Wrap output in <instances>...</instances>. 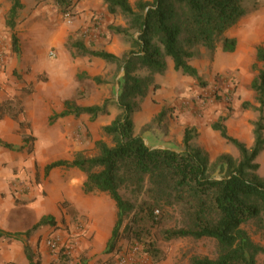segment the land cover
Wrapping results in <instances>:
<instances>
[{
	"label": "rangeland",
	"instance_id": "1",
	"mask_svg": "<svg viewBox=\"0 0 264 264\" xmlns=\"http://www.w3.org/2000/svg\"><path fill=\"white\" fill-rule=\"evenodd\" d=\"M118 25L127 26V19L120 13L111 14L103 0L101 4L79 0L72 15L64 14L54 0H35L34 6L24 4L16 29L7 27L0 33V105L5 104L8 109L22 106L24 111L20 115L23 125L13 135L9 122L18 121L10 115L0 121V231L6 233L0 237V255L1 243L7 242L10 250L13 243L30 244L24 231L46 215L43 206L51 199L58 201L54 214H50L56 219L55 230L67 239L75 235L70 229L79 220H89V226V217L94 222L98 216L95 231L86 228L81 237L90 247H94L95 237H100L101 243L109 241L111 227H106V222L112 218L113 226L116 221L112 199L105 193L81 191L84 182L81 175L85 174L79 169L57 168L46 175L45 166L60 159L73 160L79 152L91 158L98 152V141L111 142L103 128L120 113L116 104L122 71L104 60L101 66V60L84 56L73 45L80 42L96 51L108 48L122 56L131 50V43L111 30V26ZM13 34L19 40L18 51L13 48ZM226 36L237 40L235 52L224 51L221 44L212 58L205 53L204 57L191 61L199 71L201 82L175 70L172 59L168 58L166 73L156 75V87L150 88L133 117L135 132L143 136L147 145L181 152L186 127H196L198 136L194 142L212 161L221 154L239 158V150L212 128L213 123L223 120L231 136L253 147L260 113L251 84L256 75L257 48L264 47V0H260L257 11L241 19ZM108 98L113 101L109 114L100 115L95 121L83 115L61 118L53 125L49 122L53 113L62 111L67 100L90 106L102 104ZM26 137L31 141L24 146ZM257 162L261 166L259 175L264 178V151ZM70 197H81L84 207L93 211L91 216L77 213ZM165 222V226H171L175 221L170 215ZM46 227L39 229L40 232ZM48 232L43 234V245ZM254 238L264 245L259 236ZM156 239L167 255L164 264H186L184 261L191 252L211 257L216 253L213 241L195 244L186 239L170 242L162 241L160 236ZM120 245L121 249L131 248L126 241ZM139 246L136 261L129 264L148 261L153 264L151 259H143L145 249ZM85 253L83 249L77 261L87 259ZM112 260L116 263V258ZM258 264H264V255L258 257Z\"/></svg>",
	"mask_w": 264,
	"mask_h": 264
},
{
	"label": "trees",
	"instance_id": "2",
	"mask_svg": "<svg viewBox=\"0 0 264 264\" xmlns=\"http://www.w3.org/2000/svg\"><path fill=\"white\" fill-rule=\"evenodd\" d=\"M7 1L11 8L6 15V26L14 29L24 4L22 0ZM54 1L64 14L72 15L79 0ZM103 2L111 14L120 13L127 19V26H111V30L129 39L131 50L117 56L106 50H91L80 42L73 47L84 56L100 58L122 71L116 104L120 113L103 128L111 142L98 141V152L91 158L79 152L73 160L49 163L45 174L57 168L79 169L86 176L82 186L85 194L100 192L112 199L116 221L106 253L115 255L121 250V242L126 241L130 247L142 245L145 256L159 263L167 258L156 239L160 236L164 242L186 239L195 244L215 243L214 257L191 252L184 261L186 264H258V257L264 255V245L254 238L259 236L264 240V178L259 175L261 166L257 162L264 151V47L257 48L256 75L251 84L260 113L253 147L231 136L223 120L212 124L215 131L239 150V158L221 154L212 161L194 142L198 136L196 127H186L181 152L153 148L143 136L136 134L133 117L150 88L156 87V75L166 73L168 58L172 59L175 70L201 82L192 60L204 57L205 53L212 58L221 44L224 51L235 52L237 40L226 33L257 11L260 0ZM12 42L18 51L16 34ZM112 102L108 98L102 104L80 106L67 100L63 110L53 113L49 122L53 125L58 119L83 115L95 121L100 115L109 114ZM23 112L22 106L8 109L5 104L0 105V121L10 115L22 127ZM30 141V137L24 138V146ZM3 144L13 148L9 143ZM170 215L175 222L165 226ZM55 223L54 217L44 216L24 235L29 240L40 227ZM5 234L0 231V237ZM25 250L30 263L35 264L29 243ZM112 259L113 256L104 264H113ZM73 261L65 255L59 262L54 260L57 264Z\"/></svg>",
	"mask_w": 264,
	"mask_h": 264
},
{
	"label": "crops",
	"instance_id": "3",
	"mask_svg": "<svg viewBox=\"0 0 264 264\" xmlns=\"http://www.w3.org/2000/svg\"><path fill=\"white\" fill-rule=\"evenodd\" d=\"M130 1L132 2L133 0H130ZM22 2H23V4H27V5L32 3L33 6L35 4V0H22ZM95 2H97L98 4H101V0H95ZM10 8H11V3L9 1L0 0V33H3L4 30L7 29L6 20L5 19H6V15H7L8 11L10 10ZM27 22H30V21H26L25 23H27ZM107 51L111 52V53L114 52V51L113 52L110 51V49L108 50V48H107ZM95 59L101 60L100 61L101 62V66H103L105 64L102 59L96 58V57H95ZM101 74H103V70L101 71ZM9 130H10L11 135H13L12 132H18L20 130V124L18 122H15V121L9 122ZM81 176H82V178H84V181H85V175L82 174ZM82 186H83V184H82ZM80 189H81V191H83L82 188H80ZM70 200H71L72 203H74V206H76L75 207V208H77L76 212L79 213L81 216H85V214L89 215V214L93 213L92 210H88V209H86L84 207V205L81 203V197H78V198L70 197ZM46 203H47V205L43 206L45 211H47L45 216H50V214H54V209L57 208L56 206H57L58 201L56 199H51V200L46 201ZM95 212L98 213L97 211H95ZM100 214H101V212H100ZM89 216H91V215H89ZM43 217L44 216H42L41 219ZM89 218H90V221H91L89 226H87L89 220L87 222L86 220H82L81 219V220H79V223H77L76 225L72 226V228L70 229L72 231L71 233L77 235L78 238H79V241H80V246L81 247L79 246V248H80L79 250L80 251L77 252V255L79 253L82 254L83 249H85V252H86L85 255H87L88 258L87 259L80 258L79 257L80 254H79L78 257L81 260L77 261V259H74L75 261L71 262L70 264H104L107 261H109V259L112 256H113V258H116V254L114 255V253H106L107 243L109 242L108 239H107V241L105 243H101V239H99L100 237H95V242L93 243L94 247H90V243L89 242L83 241L84 238L81 237L83 235V233L86 232L88 229L90 231H93V230L95 231L96 226H97L96 223L98 221V216L94 217V219H95L94 222H93V219L91 217H89ZM99 219L101 220V215L99 216ZM112 220L113 219L110 218L106 222L107 223L106 227H108V226L111 227L110 238H111V235H112V230H113L114 225H115V220H114V224L112 226V224L110 222ZM55 221H56V219H55ZM100 223H99V225H100L99 228H101V224ZM55 225H56V223L55 224H51V225H46L48 227L42 226V227H46V228H44V230L41 231V232H40L39 229H41L42 227H40L32 235V237L29 240H27V241L30 242L29 245H30V247L33 250L34 255H35V257H34V263L35 264H57L56 262H54L50 251L46 248V246L44 247L43 241H42V244H39L40 241H41L40 240L41 238H42V240H44L43 239V234L45 232L49 231L50 233L48 232L49 233L48 235H50L53 231H55V229H56ZM58 225H60V224H58ZM86 228H88V229L86 230ZM24 232H26V231H24ZM97 240H99V241L97 242ZM7 245H8L7 242L1 243L2 251H1V255H0V264H31L30 260L27 257V254H26V250H25V247H26L25 245L26 244L21 243V242L13 243L14 247H13L12 250H10V248L7 247ZM113 264H115V263H113ZM146 264H152V263L148 261V263H146ZM153 264H164V261L159 262V263H153Z\"/></svg>",
	"mask_w": 264,
	"mask_h": 264
},
{
	"label": "built area",
	"instance_id": "4",
	"mask_svg": "<svg viewBox=\"0 0 264 264\" xmlns=\"http://www.w3.org/2000/svg\"><path fill=\"white\" fill-rule=\"evenodd\" d=\"M44 246L50 251L53 260L59 262L62 255H65L70 259H76L77 252L80 249V241L77 235H71L70 239H67L61 231L55 230L46 237ZM139 251V245L121 249L116 256L115 264H129L135 262ZM144 258L145 260H148L146 256H144L143 259Z\"/></svg>",
	"mask_w": 264,
	"mask_h": 264
}]
</instances>
